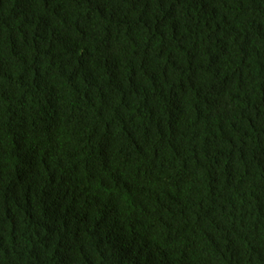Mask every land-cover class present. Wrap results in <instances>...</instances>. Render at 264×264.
Returning a JSON list of instances; mask_svg holds the SVG:
<instances>
[{
	"label": "trees",
	"instance_id": "1",
	"mask_svg": "<svg viewBox=\"0 0 264 264\" xmlns=\"http://www.w3.org/2000/svg\"><path fill=\"white\" fill-rule=\"evenodd\" d=\"M0 264H264V0H0Z\"/></svg>",
	"mask_w": 264,
	"mask_h": 264
}]
</instances>
